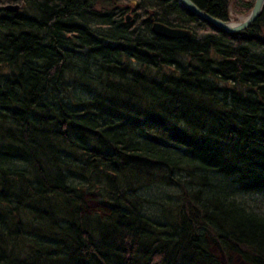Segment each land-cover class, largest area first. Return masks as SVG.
<instances>
[{"label": "trees", "instance_id": "trees-1", "mask_svg": "<svg viewBox=\"0 0 264 264\" xmlns=\"http://www.w3.org/2000/svg\"><path fill=\"white\" fill-rule=\"evenodd\" d=\"M262 199L264 11L0 0V264H264Z\"/></svg>", "mask_w": 264, "mask_h": 264}, {"label": "water", "instance_id": "water-1", "mask_svg": "<svg viewBox=\"0 0 264 264\" xmlns=\"http://www.w3.org/2000/svg\"><path fill=\"white\" fill-rule=\"evenodd\" d=\"M180 3L184 5V8L189 10L192 13H195L201 20H206L210 23L216 25L220 30L227 31L230 33H237V31H242L247 29L255 23L258 18L262 15L264 9V0H257L252 11L246 16L243 20L232 21V20H221L217 17H213L208 12L202 10L193 0H179ZM6 10L19 11L18 5L10 4L5 7ZM128 21L131 19V16L128 15ZM153 32L157 36H164L168 39H182L183 37H190L192 34L187 29H182L174 26H169L163 22L154 21L153 22Z\"/></svg>", "mask_w": 264, "mask_h": 264}, {"label": "rangeland", "instance_id": "rangeland-1", "mask_svg": "<svg viewBox=\"0 0 264 264\" xmlns=\"http://www.w3.org/2000/svg\"><path fill=\"white\" fill-rule=\"evenodd\" d=\"M231 11H232V9H231ZM233 13V12H232ZM248 15V14H247ZM246 18V16L245 15H240V16H238V19L236 18V19H232V21H238V20H243V19H245ZM82 96H85L87 93H85L84 91H83V89H81L80 90V92H79ZM87 96V95H86ZM90 96V95H89ZM89 96H87V97H89ZM158 188H159V186H158V183L155 185V184H153V185H149L147 188H142V189H138V194L139 195H141V196H143V197H151V198H156L155 196L156 195H158ZM169 192H170V190H169ZM171 192H174V191H171ZM175 193V192H174ZM96 198V197H95ZM248 199V197H247V194H245V199ZM249 200V199H248ZM252 203V202H251ZM258 205H259V207H260V209H263L264 210V200L262 199L261 200V202H260V200L258 201ZM94 204H95V202H94ZM94 204H92V205H94ZM253 204H255V203H253ZM258 207L255 205V206H253V209L255 210H258L257 209ZM213 251L215 252V253H217L218 254V256H219V258L221 259V260H223V263L222 264H250V263H246L238 254H230V257H228L229 256V254L228 253H224V252H222L221 250H219V248H217L216 246H214L213 247ZM222 254H224V255H226V257L224 258V256L222 255ZM228 260L230 261V263L228 262Z\"/></svg>", "mask_w": 264, "mask_h": 264}]
</instances>
